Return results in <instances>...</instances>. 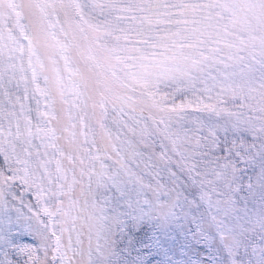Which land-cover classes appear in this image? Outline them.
Wrapping results in <instances>:
<instances>
[{"label":"snow or ice","instance_id":"6c2138e0","mask_svg":"<svg viewBox=\"0 0 264 264\" xmlns=\"http://www.w3.org/2000/svg\"><path fill=\"white\" fill-rule=\"evenodd\" d=\"M0 264H264V0H0Z\"/></svg>","mask_w":264,"mask_h":264}]
</instances>
